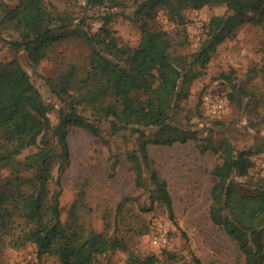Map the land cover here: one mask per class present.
<instances>
[{
    "label": "trees",
    "instance_id": "1",
    "mask_svg": "<svg viewBox=\"0 0 264 264\" xmlns=\"http://www.w3.org/2000/svg\"><path fill=\"white\" fill-rule=\"evenodd\" d=\"M9 1L0 0V29L15 34L6 44L23 50L33 65L51 57L72 30L68 16L46 0ZM84 1L87 9L107 10L125 9L129 2ZM217 4H224L225 12L211 16L205 23L204 39L192 53L182 54L179 49L189 44L185 12ZM160 12L173 24V37L158 24ZM245 13L255 14L254 24L262 27L264 0H137L126 15L139 28L134 47L119 43L107 23L112 13H106L96 33L78 30L90 48L85 64H69L46 81L49 92L62 103L55 124L39 89L30 80L13 81L9 63L0 60V170H9L0 184V264H6L7 249L19 250L26 244L35 247L38 264L43 256H54L59 264H102L116 250L127 252L126 264H158L155 255H139L130 250L127 239L110 234L112 224L106 214L103 229L97 231L82 193L69 204L63 218L58 174L70 162L69 130L75 126L97 135L103 122L110 124L112 134L135 126V148L125 154L135 188L141 187L145 169L151 203L162 205L170 217L173 204L167 183L156 170H148L152 160L147 146L193 141L200 153L218 154L219 162L211 173L219 190L208 210L209 218L235 242L244 264H264V179L253 182L251 192H243L239 184L255 165L256 150L235 151L225 138L199 137L198 130L171 121L178 100L187 98L189 86L203 74L216 47L235 36L245 23ZM258 73L264 80V66ZM221 77L232 82L226 94L228 105L242 109L260 100L264 107V98L256 97L240 81L226 73ZM120 86L127 89L140 119L126 116ZM29 149L34 150L21 157ZM127 200L116 207L114 228L123 222ZM193 262L202 264L195 257Z\"/></svg>",
    "mask_w": 264,
    "mask_h": 264
},
{
    "label": "rangeland",
    "instance_id": "2",
    "mask_svg": "<svg viewBox=\"0 0 264 264\" xmlns=\"http://www.w3.org/2000/svg\"><path fill=\"white\" fill-rule=\"evenodd\" d=\"M46 1L68 16L72 30L67 38L55 47L51 57L33 65L23 50H13L6 44L5 41L14 38L15 34L0 29V60L9 63L13 81L30 80L39 89L48 117L55 124L62 103L49 92L46 81L69 64H85L90 48L78 30L94 34L103 25L106 13H112L107 23L119 43L136 46L139 28L126 15L131 13L137 0H129L125 9L112 10L87 9L84 0ZM9 2L13 4L14 0ZM225 10L224 4L187 10L186 34L189 44L179 51L182 54L192 53L205 37V23L211 16L222 15ZM157 18L162 29L173 37V24L167 21L168 18L162 12ZM254 18L253 13L244 14L245 23L237 28L233 38L216 47L203 74L189 86L187 98L178 100L171 114L173 123L198 130L199 137L210 136L216 140L225 138L235 151L248 148L256 150L253 156L255 165L249 169L248 175L239 179L243 192H251L252 183L264 179L260 177L257 165L264 156V120H261L264 118V107L259 103L260 100L242 109L229 104L220 117H210L202 107L201 98L206 92L227 98L232 82L223 79V73L240 81L259 99L264 98V80L258 73L264 66V25L256 26ZM119 92L126 116L140 119V115L130 105L127 89L120 86ZM84 114L90 118L89 113ZM109 125L108 122L101 123L97 135L75 126L69 130L70 162L58 174L63 218L69 204L82 193L90 207V222L97 231L103 229V217L106 214L112 224L110 234L114 232L127 239L130 250L139 255H155L158 264H195L194 257L202 264H244V257L238 252L235 242L223 228L210 220L208 214L219 190L211 173L219 162L218 154L211 151L200 153L193 141L171 146H147L152 160L148 170H156L167 183L173 204V215L170 217L162 205L151 203L145 169L141 187L135 188V176L125 158L126 152L133 150L137 142L138 135L133 130L135 126L112 134ZM148 132L146 130V136ZM33 150L24 151L21 157ZM8 174L7 168L0 170V184ZM125 197L128 200L121 213L123 222L114 228L116 207ZM5 261L6 264H38L39 259L35 247L26 244L19 250L7 249ZM126 261L127 252L116 250L109 252L102 264H126ZM40 262L59 264L54 256H43Z\"/></svg>",
    "mask_w": 264,
    "mask_h": 264
},
{
    "label": "built area",
    "instance_id": "3",
    "mask_svg": "<svg viewBox=\"0 0 264 264\" xmlns=\"http://www.w3.org/2000/svg\"><path fill=\"white\" fill-rule=\"evenodd\" d=\"M202 107L210 117H220L228 108L226 97L206 92L201 98ZM260 177L264 178V156L257 163Z\"/></svg>",
    "mask_w": 264,
    "mask_h": 264
}]
</instances>
